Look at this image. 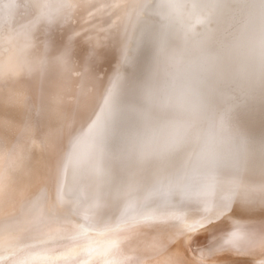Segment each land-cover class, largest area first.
<instances>
[{
	"label": "bare ground",
	"instance_id": "bare-ground-1",
	"mask_svg": "<svg viewBox=\"0 0 264 264\" xmlns=\"http://www.w3.org/2000/svg\"><path fill=\"white\" fill-rule=\"evenodd\" d=\"M95 1L100 2V0H94L92 4ZM105 1L101 0V3ZM182 1H141L137 15L131 21L130 26L128 25L129 29L125 34L123 51L119 55L120 59L116 63L117 65L114 63L116 71H112L113 76L110 74L112 80L110 86L107 84L109 89L106 88V92L100 96L98 112L93 114L92 118L90 117L91 122H84L86 116L83 120L81 119L83 124L80 123L75 129L77 135L72 142L70 141L71 143L67 144L61 161H59L62 175L60 181H57L59 188L57 186L56 188L59 190L58 197L55 194V198L64 203L68 201L70 206L80 212L84 211L89 218L106 215L111 211L110 209H121V212L123 209L135 210L134 207L145 206L152 202L171 200H186L187 202V199H197L202 202L210 200L212 196H216L218 190L223 189L220 178H237L242 155L247 154L252 147L258 149L261 143H264V0H233L235 6L230 5L229 1L232 0H188L199 7L205 5L213 7V10H204L196 16L191 11L183 9ZM115 2L113 0L114 4ZM87 3L90 5L89 10L97 9L89 16L91 19L88 22L89 27L83 34L85 43L92 50L98 51L106 48L104 52L109 50L110 52L106 56L110 57L116 48L113 35L117 31L115 30L117 25L114 27L104 22L105 35L98 38L97 33L99 34V32L95 28V19L99 16L102 19L106 12L101 4V6L98 5L99 3L93 5L90 1ZM68 5H70V0H0V81H4L5 77L10 75H14L18 79L21 71L26 72L32 69V55L39 48L35 40L37 30L41 27L49 29V25L53 22H61L64 26L66 22L63 23L62 20L67 13ZM34 14L36 15L34 16ZM32 15L33 17L30 19ZM155 15H160L164 20L162 25L168 36L175 37L180 42L179 49L166 45L167 35L164 36L158 32L157 29L161 22L154 21L157 17L154 19L152 17ZM141 18L144 32L137 34L143 25L138 22ZM181 25L185 28H181ZM230 27H232L231 30H229ZM66 29L68 31L69 26ZM188 31L191 32V36L186 34ZM78 38L81 39V34L78 35ZM47 40L49 41V37L46 38ZM136 40L138 45L135 47ZM158 44L165 46V52L160 51V47H157ZM67 49L70 50V48ZM134 52H139L141 55L130 59L128 55ZM184 58H187V61ZM126 64H130L129 69L127 67L129 79L120 84L118 83L119 76L116 77V75ZM95 93L94 96H96ZM35 133L37 132L35 131ZM42 137L44 139V136ZM50 138L49 140L52 139ZM43 142L42 140V144ZM45 142H47L46 139ZM42 144L40 143V146ZM176 144L180 145L179 148L174 147ZM43 151L41 152L43 153ZM44 153L46 152L44 151ZM31 155L33 154L31 153ZM19 160L17 159L18 163ZM45 166L42 168H46ZM209 169H211L210 172ZM37 175L43 176L39 173ZM17 176L15 180H17ZM5 177L3 178L5 179ZM251 179L260 182L258 174ZM5 189L7 190V188ZM256 191L254 192L256 193ZM261 197L263 198V196ZM58 199H56L57 202ZM178 203L180 204V202ZM220 204L218 203L219 206ZM57 206L59 207L61 204H57ZM227 206L229 207V205ZM73 211L71 210L70 213ZM184 215L187 216V214ZM165 220L159 224L140 226L141 230H147L146 236L166 235L170 237V241L167 244L163 242L162 246L149 245L145 247L146 245L138 243L133 238L137 234H139L138 238H143V234L135 232L137 226L129 224L130 226L122 225L125 229L122 228L118 235L110 232L109 229L106 232L103 230L91 231L89 235L92 236V240L87 239V245L78 249L69 247L68 243L65 244L67 247L61 248L60 251L52 249L54 244L44 245L43 249L40 248L43 251L39 252V256H35V262L38 264H75L80 260V264H86L100 258L98 264H112V262L140 264L136 258L141 256L146 259V263H149L151 258L149 264H190L186 259H183V256L186 255V251L191 255H197L203 250V246L200 248L198 245V240L201 239L198 238L196 241L195 237L190 239L191 236L187 235V232L191 230V225L188 226L191 222L178 225L174 221L166 220L167 222H165ZM175 221L177 222V220ZM148 223L150 224L147 220L145 224ZM55 227L57 229V226ZM174 227L177 230L172 232ZM234 228H232L233 231L236 230ZM166 231L171 232V236L175 235L172 237L175 238L174 241ZM39 234L41 233L39 232ZM248 235L249 233L239 234V238H246ZM128 236H131V239H128ZM223 239L227 240L228 238ZM14 240L12 238L13 243ZM121 240L123 243L117 247L110 245L114 241ZM59 243L63 244L64 242L60 241ZM256 243L257 241L253 244ZM158 245L160 244L158 243ZM213 245L210 244L211 247ZM184 246L187 247V250L183 249ZM252 246L251 244V248ZM99 248L108 252L105 257H96L95 250ZM199 249L201 250L199 251ZM207 250L205 249V251ZM232 252L234 253L233 250ZM19 254L21 253L19 252ZM111 254L112 256L108 257ZM225 255L227 257V254Z\"/></svg>",
	"mask_w": 264,
	"mask_h": 264
},
{
	"label": "rangeland",
	"instance_id": "rangeland-1",
	"mask_svg": "<svg viewBox=\"0 0 264 264\" xmlns=\"http://www.w3.org/2000/svg\"><path fill=\"white\" fill-rule=\"evenodd\" d=\"M87 1H90L92 4L94 0H70V5H68L67 13L63 16V20H62L63 23L66 22L64 26L62 25L61 22H58V23L53 22L52 24L49 25V29L48 27L47 28L41 27L37 30L35 40H36V45L38 44L39 48L38 50H35L32 55V63H33L32 69H29L26 72L21 71L18 75L19 77L18 79L16 78V76L10 75V76H7V78L5 77L4 81L2 80L0 81V82H3L0 84L1 85L0 86V91H1L0 96H2L0 97V154H1L0 155V167H1L0 168V179H3L1 180L3 182L0 181V184L2 186L6 185L3 187L0 185V188L2 187L1 190L2 189L4 190V191L0 190V235H1L0 236V264H6L7 261H8L7 264L11 262L12 264L14 263L15 264H38L35 262V256H39V252L43 251L41 249L49 245V243L50 245L54 244V247L52 246V249H55V251H60V249L61 248L63 249V247L66 248L67 246H65V244L67 243L69 247L78 249L80 247H84L85 245H87L88 240H92V236L89 235L91 234V231L103 230L106 232V230L109 229L110 232H113L114 234L118 235V233H120L119 231L122 230L123 228L122 225L130 226L129 224L137 226L135 227L136 229L135 232H138L141 235L143 234L142 235L143 238L141 237L138 238L139 234H137V236L133 238L138 243L146 245L145 247H148L149 245H152L154 247L162 246L161 244L163 242L164 244H167L170 241L169 240L170 237L166 235L164 236L158 235V236H151V237L149 235L146 236L147 230H141L140 226L146 227L152 224H159V222L161 223L164 222L165 219L167 221L170 220V222L174 221L175 224L178 223V225H185L187 222L188 223L191 222L188 225V226L191 225L190 226L191 230L187 232V235L191 236L189 237L190 239L195 237L196 241L198 240V238L201 239V240H198V245H200V248L203 246L202 247L203 250L199 249V251L200 250L201 251L197 255H194V254L191 255L189 254L188 251H186L185 252L186 255L183 256V259H186L190 264H220L222 262H225L224 264H264V252H263L264 251V238H263L264 237V220H263L264 219V195H263L264 190L261 189L260 183H258L256 180H254L256 183L253 181V183L249 186L250 188L249 187L244 188L243 186H241V188L240 187L234 188L233 181H235L237 178L222 177L220 178L221 182L219 181L223 187V189H221L222 191L218 190L216 192L217 193L216 196L214 195L211 197L210 200H206L204 202L198 200L199 201L198 203L197 199H187V202L186 200L184 201L183 200L181 201L171 200L172 202L163 201V202H155V203L152 202L151 204L149 203V204H146L145 206L139 205L137 207H134L135 210L134 209L124 210L123 209L122 210L123 212H121V209L120 210L110 209L111 211L108 214L106 215L104 214L102 216H98L95 218L87 217V214L84 211L80 212L78 209H75L74 207L70 206L68 201H65L64 203L63 201H60L58 198H55L56 197L55 194H57V197H58V190H59L58 182L60 181L61 175H62L61 174L62 172L60 171L61 168L59 166V161H61L62 155L65 152V148L67 147V144L70 141L72 142L73 138L75 139L77 135L75 132V129L78 127V125H80V123L81 125L83 124V121H82L83 118L86 116V118H84L85 123L91 122L90 117L92 118L93 114L95 115L98 112V109L100 107V100H99L101 98L100 96L104 92H106L107 89H109L107 87V84L108 86H110V82L112 80V77L110 76L111 75L113 76L114 74L112 72L113 70L116 71L114 69L116 66L114 65L118 63V60L120 59L119 55L120 53H122L121 51H123L122 49L124 46L123 44H124L125 34L127 33L126 31L127 29H129L131 21L137 15V12L140 8L142 0H128V1L127 0H117V2H119L118 4L117 2H115L116 0H114L115 4L113 3V0H106V1L104 0L105 2L103 3H101V0H100V2L95 1L93 3V4L99 3L98 4L99 6L102 5L106 12V14L102 17V19H100V16L97 18L95 17L96 18L95 28H97L96 31L99 32V34L97 33L98 38H102L105 35L106 27L104 26V22H106L107 25H111L114 27L116 25L117 26L119 25L118 27L116 26L115 30L117 31L113 35V37L115 36V41H114L115 46H116L115 52L110 57L106 56L107 53L110 52L109 50H106V52H104V49L106 48L99 49L98 51L96 49L92 50L90 47L88 48L87 44L85 43L83 34L85 33V31H87L88 29L87 27H89L88 22L91 20L89 16L94 12V10L97 9L95 8V9L89 10L90 5L87 3ZM125 1H127L128 3L127 2L124 3ZM183 1H182L183 9L186 11H191V13L194 16L199 14V12H203L204 10H213L212 9L213 7L211 5H205L203 7L202 6L199 7L196 4H194V2H191L188 0H183ZM229 2L231 6H235V2H233V0ZM192 4L196 5V7H193ZM112 8L115 9V11H113ZM113 12L114 13L116 12V13L114 14ZM132 14L134 15L132 16ZM35 15L36 14H34V16ZM32 17L33 15L30 17V19ZM155 17H157L158 19L157 18H156L157 20L154 19ZM152 18L154 19L155 22H158V23L161 22L157 30L162 35L164 36L167 35L166 45L174 49H179L181 46L180 42L175 37H169L170 35L168 36L165 28L162 25V21L164 20L161 18V16L155 15ZM138 22L140 23V25L143 24L142 18ZM66 25L69 26L68 31L66 29L67 27ZM180 27L181 28L183 27V29L185 28V26L183 25H181ZM231 29L232 27L229 28V30ZM142 32H144V24L142 25V27L139 28V31L137 32V34L138 33L142 34ZM80 34H81V39L78 38V35ZM186 34H188V36L189 35L191 36V32L189 31ZM47 37H49V41L48 40L46 41ZM134 44H135V47L138 45L137 40L135 41ZM163 44H158L157 47L158 48L160 47V51L165 52V46H163ZM152 45L154 46L155 44H152ZM46 46L48 47L46 48ZM65 47L70 48V50L66 48L68 50L67 52ZM140 55L141 54H139V52L138 53L134 52V53L129 54L128 56L131 59L137 56L139 57ZM114 59L117 62H114L115 61ZM186 59L187 58H184V60ZM129 65L126 64V66L124 67L126 69L122 68V70L117 73L116 77L119 76L118 83L121 84L123 81H126V80L128 81L129 72L127 70L129 69ZM9 83L11 85L13 84V86H11ZM94 93L96 96H94ZM37 130H40V131H37ZM35 131L37 133H35ZM46 135L48 138L46 137ZM42 136H44V139ZM49 138L52 141L49 140ZM40 139H41V142H40ZM45 139L47 142H45ZM42 140L45 142V143L43 142L44 145L42 144ZM40 143L42 144V146H40ZM50 143L52 144V146ZM6 146L9 149H7ZM43 146L46 148V150ZM3 147L6 149V151H4L5 149ZM42 147L44 148V151L47 154L44 153ZM23 148H24V152H27L26 154L23 152ZM40 149L41 151H43V153L40 151ZM22 152H23V156H22ZM31 153L33 155H31ZM45 155H48V156L45 157ZM17 159L18 160L20 159L19 163L17 162ZM26 160H28L30 163ZM36 160L37 161L39 160V162H37ZM16 163H18L19 166ZM42 164H45L46 166L45 165L42 166ZM14 165L16 166L14 167ZM33 165H36V166H33ZM38 165H40L41 167ZM44 166L48 170L46 168H42ZM43 170L45 173L43 172ZM59 171H60V174H59ZM36 173L42 174L43 176L37 175ZM5 174H6V177H5ZM8 174L9 176H7ZM17 174L19 175L17 176ZM44 175H46L47 177ZM16 176H17V180H15ZM3 177H5V179ZM228 179L229 181H227ZM4 182L7 184H5ZM56 186L58 188H56ZM259 187H260V190H259ZM5 188H7V190ZM254 191H256V193ZM32 192L33 194H31ZM252 193L253 194L255 193V194L253 195ZM261 196H263V198ZM51 197H53L54 199ZM56 199H58L60 202L59 201L57 202ZM178 202H180V204L184 203V205L181 204L180 206ZM209 202H212L213 204L212 203L209 204ZM221 202L222 204H220ZM218 203L220 204V206L218 205ZM225 203L229 205V207L227 206L228 209H225V207L223 206ZM57 204L58 205L61 204V206L59 207H61L60 210L62 211L59 210V207L57 206ZM230 204L232 207L230 206ZM41 205L43 206V208ZM54 205H56L57 207ZM71 210L72 211L78 210L79 212L77 211L76 213V211L75 212L73 211L72 213H70ZM118 212H120V214H118ZM184 214H187V216ZM176 216L179 217V219H176L177 218ZM174 218L175 220H177V222L174 220ZM147 220L148 222H150V224L149 223L145 224L147 223ZM155 220L158 222L156 223ZM166 220L165 222H167ZM154 221L155 223H153ZM209 221H211V223H209ZM103 222H106V223H103ZM133 222L134 224H132ZM138 222L139 224L141 223H144V224H141V225L136 224ZM108 224H112V225H108ZM225 224L226 225L228 224V225L226 226ZM236 225H238L237 228H236ZM55 226H57V229ZM228 227L229 228L235 227L236 230L234 231L238 232L239 234L249 233V235L246 238H238L232 243L225 244L224 242L226 240L223 238L227 239L228 236L231 234V232H233V229L231 228L229 230ZM111 229H114V230H111ZM124 229L125 227L123 228V230ZM12 230H13V233H12ZM176 230L177 228L174 227L172 232H175ZM38 231L41 234H39ZM2 233L5 235H3ZM167 233L170 236L172 235L171 232H167ZM77 236L78 237L81 236V237L78 238ZM85 236L86 238H83ZM173 236H171V238ZM12 238L15 239L14 243L12 241ZM128 239H131V236H128ZM140 239L141 240L144 239V241H141ZM172 239L174 241L175 238H172ZM8 240H11V241H8ZM60 241L64 242L63 243L64 245L59 243ZM256 241L257 243L255 244L256 245L255 246L253 243H255ZM220 242L224 243L227 247L224 244L220 245L221 244ZM121 243H123V240L118 241V242L114 241L110 243V245L117 247ZM158 243L160 245H158ZM210 244L212 245L214 244V245L211 247ZM251 244L253 245L252 248H251ZM36 248H38L39 250ZM33 249H35L36 251ZM183 249L187 250V247L184 246ZM205 249L207 251H205ZM211 249H212L213 254L211 253ZM231 249L234 251V253L232 252ZM262 249L263 251H261ZM26 250H28V252H26ZM95 251L97 252L96 257L97 256L105 257V254L108 253L107 251L105 252L104 250L100 248L96 249ZM202 251L204 253L207 252V254H204ZM19 252L21 254H19ZM208 252H210V254H208ZM200 253L205 257L203 256L201 257ZM225 254H227V257ZM111 256L112 254L108 257H111ZM207 256L211 260H209ZM10 257L13 259H11ZM99 259L100 258L94 259L93 262L89 261L86 264H98ZM136 259L140 262V264L146 263L145 262L146 259L142 258L141 256H137ZM10 260L12 261L10 262ZM150 260L148 261L149 263H150ZM80 263L81 262L79 260L75 264H80ZM149 263H146V264H149ZM112 264H118V263L112 262Z\"/></svg>",
	"mask_w": 264,
	"mask_h": 264
},
{
	"label": "snow or ice",
	"instance_id": "snow-or-ice-1",
	"mask_svg": "<svg viewBox=\"0 0 264 264\" xmlns=\"http://www.w3.org/2000/svg\"><path fill=\"white\" fill-rule=\"evenodd\" d=\"M196 7V5H193ZM179 144H176L174 147L179 148ZM211 169H209V172ZM256 174L260 177V187L264 190V143H261L260 147L257 149L252 147L247 154L242 155L239 171L237 174V179L233 181L234 188H239L243 186L244 188L249 187L253 181L251 177ZM225 209L227 204L224 205ZM211 223V221H209ZM215 235V234H213ZM239 238V233L236 231L231 232L228 236V239L225 243H232Z\"/></svg>",
	"mask_w": 264,
	"mask_h": 264
}]
</instances>
